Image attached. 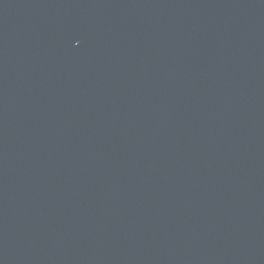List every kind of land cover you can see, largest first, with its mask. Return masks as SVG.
I'll return each instance as SVG.
<instances>
[{
	"label": "water",
	"instance_id": "95a60500",
	"mask_svg": "<svg viewBox=\"0 0 264 264\" xmlns=\"http://www.w3.org/2000/svg\"><path fill=\"white\" fill-rule=\"evenodd\" d=\"M0 264H264V0H0Z\"/></svg>",
	"mask_w": 264,
	"mask_h": 264
}]
</instances>
